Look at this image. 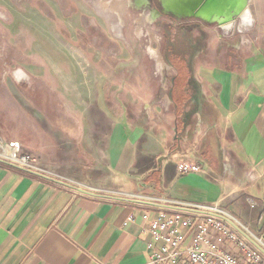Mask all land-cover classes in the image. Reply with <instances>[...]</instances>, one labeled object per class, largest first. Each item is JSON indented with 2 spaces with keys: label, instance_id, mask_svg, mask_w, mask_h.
I'll return each instance as SVG.
<instances>
[{
  "label": "crops",
  "instance_id": "obj_1",
  "mask_svg": "<svg viewBox=\"0 0 264 264\" xmlns=\"http://www.w3.org/2000/svg\"><path fill=\"white\" fill-rule=\"evenodd\" d=\"M255 6L251 22L264 24V0ZM255 32L261 45L239 62L193 69L181 60L176 75L185 81L171 85L163 111L143 104L147 116L113 128V138L39 143V171L95 193L213 207L264 246V26ZM186 161L200 170L180 172ZM158 210L0 162V264H153L147 243ZM211 241L250 263L223 232Z\"/></svg>",
  "mask_w": 264,
  "mask_h": 264
},
{
  "label": "rangeland",
  "instance_id": "obj_2",
  "mask_svg": "<svg viewBox=\"0 0 264 264\" xmlns=\"http://www.w3.org/2000/svg\"><path fill=\"white\" fill-rule=\"evenodd\" d=\"M233 18L225 28L180 17L163 0H0V156L7 146L33 155L39 143L111 139L147 116L143 104L163 111L181 60L239 62L261 45L262 21Z\"/></svg>",
  "mask_w": 264,
  "mask_h": 264
},
{
  "label": "built area",
  "instance_id": "obj_3",
  "mask_svg": "<svg viewBox=\"0 0 264 264\" xmlns=\"http://www.w3.org/2000/svg\"><path fill=\"white\" fill-rule=\"evenodd\" d=\"M11 154L9 160L20 167L32 171H39L37 160L28 152L23 151L19 145L10 146ZM5 148L3 147V152ZM3 158V157H1ZM5 159V158H4ZM180 172H197L198 165L193 162H181L177 164ZM133 197V195H132ZM135 198V197H134ZM169 205L183 206L209 212H219L213 207H204L193 203H182L177 201H158ZM159 208L157 217L150 223V234L152 240L147 243L150 250L149 260L153 264H264V255L245 241L231 226L220 218L213 217L207 213L170 210ZM221 213V212H220ZM131 219V218H130ZM187 228L185 233L180 232L179 227ZM194 230L187 246L184 240L189 232ZM223 232L228 238L236 241L237 246L243 252V256L250 261L244 263L236 256L230 255L224 250H217L211 241L212 232ZM258 241V240H257ZM261 244V241H258ZM262 245V244H261Z\"/></svg>",
  "mask_w": 264,
  "mask_h": 264
},
{
  "label": "bare ground",
  "instance_id": "obj_4",
  "mask_svg": "<svg viewBox=\"0 0 264 264\" xmlns=\"http://www.w3.org/2000/svg\"><path fill=\"white\" fill-rule=\"evenodd\" d=\"M248 1L249 0H163V5L166 11L180 17L198 16L211 22L218 21L221 27L229 28L233 22L234 16H238V18L243 21H249L252 18L250 9L247 5ZM107 4L104 3L103 5ZM155 14L156 13H153V16H155ZM158 67L160 68L161 65ZM10 154L11 148L7 146L2 155L7 157L10 156Z\"/></svg>",
  "mask_w": 264,
  "mask_h": 264
},
{
  "label": "water",
  "instance_id": "obj_5",
  "mask_svg": "<svg viewBox=\"0 0 264 264\" xmlns=\"http://www.w3.org/2000/svg\"><path fill=\"white\" fill-rule=\"evenodd\" d=\"M0 162L2 164H5V165H10L20 171H25V172H28L30 174H33L35 176H39V177H42L46 180H49V181H53L61 186H65V187H69L79 193H83V194H86L88 196H91V197H100V198H104V199H110V200H119V201H123V202H132V203H137V204H144V205H148V206H152V207H159V208H163V209H174V210H180V211H184V212H187V211H192V212H200V213H207L213 217H218L220 218L221 220H223L225 223H227L229 226H231L245 241L249 242L253 247H255L260 253L261 255H264V246H262L255 238H253L248 232H246L242 226H240L236 221H234L233 219H231L230 217L220 213V212H209V211H205V210H197V209H192V208H185L183 206H176V205H169V204H165V203H162V202H155V201H151V200H147V199H137V198H134L132 197L131 195H127V196H117V195H108V194H102V193H95L91 190H88L84 187H80V186H76L70 182H66L64 180H61V179H58V178H55L54 176H50L44 172H40V171H32V170H29L27 168H24V167H20L18 165H16L15 163L11 162V161H6L5 159L3 158H0Z\"/></svg>",
  "mask_w": 264,
  "mask_h": 264
},
{
  "label": "trees",
  "instance_id": "obj_6",
  "mask_svg": "<svg viewBox=\"0 0 264 264\" xmlns=\"http://www.w3.org/2000/svg\"><path fill=\"white\" fill-rule=\"evenodd\" d=\"M182 66H183L182 64L179 65V67H182ZM184 81H185V79L184 80H181L180 77H179V75H178V77H176L175 85L184 83Z\"/></svg>",
  "mask_w": 264,
  "mask_h": 264
},
{
  "label": "flooded vegetation",
  "instance_id": "obj_7",
  "mask_svg": "<svg viewBox=\"0 0 264 264\" xmlns=\"http://www.w3.org/2000/svg\"><path fill=\"white\" fill-rule=\"evenodd\" d=\"M165 8V7H164ZM193 17V16H192Z\"/></svg>",
  "mask_w": 264,
  "mask_h": 264
}]
</instances>
